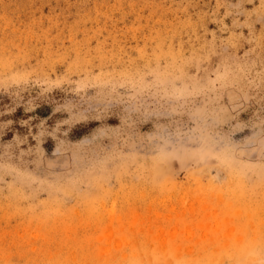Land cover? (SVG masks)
<instances>
[{
	"label": "rangeland",
	"instance_id": "obj_1",
	"mask_svg": "<svg viewBox=\"0 0 264 264\" xmlns=\"http://www.w3.org/2000/svg\"><path fill=\"white\" fill-rule=\"evenodd\" d=\"M0 264H264V0H0Z\"/></svg>",
	"mask_w": 264,
	"mask_h": 264
}]
</instances>
